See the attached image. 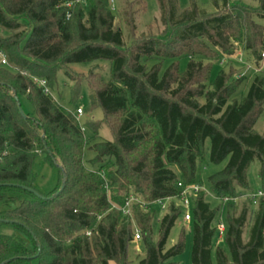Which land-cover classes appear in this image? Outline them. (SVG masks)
<instances>
[{
  "label": "trees",
  "instance_id": "16d2710c",
  "mask_svg": "<svg viewBox=\"0 0 264 264\" xmlns=\"http://www.w3.org/2000/svg\"><path fill=\"white\" fill-rule=\"evenodd\" d=\"M111 1L128 8L120 11ZM129 2L0 0V51L8 62L0 63V264H169L185 250L184 231L170 248L168 239L184 214L183 190L199 184L207 140L209 162H226L208 178L211 195L226 204V229L219 242L214 222L220 210L200 189L192 200L190 264H264V198L254 203L246 192L254 162L264 191V135L254 130L264 110V71L242 100L234 95L246 77L222 70L211 81L214 63L231 60L238 47L249 55L248 63L260 66L264 0L257 8L213 0L214 14L194 1L180 11L177 0H157L165 27L161 37L151 35L152 24L138 34L136 16L146 7L133 11ZM119 14L129 44L115 25ZM183 58L188 64L182 72ZM167 60L171 64L161 75ZM95 61L111 64L109 81L95 70L84 76L69 69ZM59 72L74 83V100L80 83L87 82L90 109L103 111L113 140L86 139L76 116L55 101ZM33 78L45 80L51 94ZM15 96L22 108V98L31 105L27 118ZM88 151L95 153L90 163L97 169L86 165ZM40 154L58 169V184L48 194L34 187ZM62 170L65 190L50 199L61 189ZM131 197L140 203H132L124 215L116 208ZM167 199L154 242L152 204ZM5 227L13 233H2ZM136 230L145 254L133 263L129 249Z\"/></svg>",
  "mask_w": 264,
  "mask_h": 264
},
{
  "label": "rangeland",
  "instance_id": "374dc122",
  "mask_svg": "<svg viewBox=\"0 0 264 264\" xmlns=\"http://www.w3.org/2000/svg\"><path fill=\"white\" fill-rule=\"evenodd\" d=\"M131 4H134L132 8L133 11L142 9L146 10L143 13H138L136 16V23L138 26V34L147 33L148 30L146 29L147 26L152 24L151 35L161 37L165 32V27L160 22V10L157 0H128ZM192 1L196 2L199 9L206 14H214L216 13V8L213 6V0H177V7L180 11L187 10L191 7ZM231 3H238L243 4L245 6H249L252 8H257L259 5L258 0H229ZM112 5L118 6L120 11L124 8H128L125 3H115L111 1ZM129 2V3H130ZM221 7V4H220ZM219 7V8H220ZM85 10L88 11V7H85ZM138 11V12H139ZM257 22H259L257 20ZM115 25L117 28H120L123 32V36L125 42L127 44L130 43V36L129 32L126 29L125 25L122 23V17L119 14L116 17ZM1 35V33H0ZM236 46H238L236 44ZM205 52V51H203ZM207 55L209 54V50L205 52ZM248 54L242 50V47H238L237 52L235 55L231 57V60H224V58L214 63L212 71H211V81H214L217 77L218 73L222 70L232 72L233 78L236 79H243L246 77L245 82L240 86L237 93L234 95V98L237 100H242L248 93L250 85L252 84L254 77L257 73L264 71V58L260 63V66L257 67L254 64L248 63ZM170 61L162 62V69L161 75L163 72L170 66ZM188 64V59L183 58L179 60L180 71H185ZM154 65L153 62L149 64V66ZM69 69L77 74H82L84 76L88 75L91 70H95V72L100 73L102 79L104 81H109L110 79V70L111 64L106 61H95L91 63H81V64H73L69 66ZM74 83L70 81L63 72H59L57 74L56 82L54 84L52 90V96L56 102L60 106H62L65 110L73 113L77 121L79 122L80 126L83 129L84 136L86 139H91L97 135L99 139H104L105 141L113 140V134L111 130L103 124L104 114L101 109H90L89 104V96L90 90L86 81H82L78 86L77 99H73L74 97ZM23 111L26 113L32 112V107L26 100V98L21 99ZM81 109L83 114L81 116L76 115V110ZM92 124H97L98 127L96 131L91 128ZM255 132L258 134L264 135V110L259 118L258 122L254 128ZM98 142V141H96ZM210 141L207 140L205 144V152H204V162L198 165L197 170V178L199 179L198 186L201 190L206 193V202L211 205L212 208H219L220 212L216 217L214 222V226L218 227L220 221H222L225 229H226V217H227V210L226 204H223L221 200L214 198L210 193V185L208 183V178L223 170L226 165V162L220 165H212L209 162L210 156ZM95 158V153L88 151L85 155V162L89 168L97 169V165L94 166L90 162ZM259 163L254 162L248 171V184L249 190L246 191L249 194H257L261 190L260 181L258 178L259 173ZM33 173L35 176V183L34 187L44 193L48 194L53 191L57 184H58V169L55 166H52L47 160L46 155L40 154L35 160L33 166ZM165 210H162L160 204L153 205L154 209L157 211V216L153 222V241L157 242L159 240V228H160V221L166 214V209L169 206V202H165ZM184 231L185 235V250L184 252L171 259L169 264H190V254H191V247H192V223L184 221V214L179 217L170 233L168 239V247L170 248L174 244L177 243L179 235ZM2 233L11 235L13 233L11 228H3ZM219 234V233H218ZM246 237V236H245ZM246 240V238H245ZM222 242V241H221ZM223 244V243H222ZM145 254L144 246L142 241L134 242L130 249H129V258L133 263H136L139 259L143 258ZM21 264H34L32 262H24ZM114 264V263H112Z\"/></svg>",
  "mask_w": 264,
  "mask_h": 264
},
{
  "label": "built area",
  "instance_id": "2783aa9c",
  "mask_svg": "<svg viewBox=\"0 0 264 264\" xmlns=\"http://www.w3.org/2000/svg\"><path fill=\"white\" fill-rule=\"evenodd\" d=\"M262 58H264V53L262 54ZM0 63L3 66L8 65L7 58L1 51H0ZM33 81L38 86L43 88L44 92L46 94H51L49 89L47 88V83L45 80L33 78ZM82 114H83L82 110L78 109L77 110V116H81ZM1 160H2V158L0 157V161ZM179 186H181V184H179ZM199 190H200L199 186H192V187L185 188L183 190V193H182L180 199H179V204L184 208V221L185 222H190L192 220V215H191L192 200H193V198L197 197ZM247 197L251 198L255 203L257 199L264 198V191L260 190L257 194H249V195H247ZM134 202L140 203L139 200L131 197L125 202V204L122 208H116V206H114V205H113V208L120 210L121 212H123L124 215H129L130 207H131L132 203H134ZM165 202H170V199H167L165 201H159V202H156L152 205L160 204L162 210H165V205H164ZM144 207H148V205H144ZM218 231H219V238H220L219 242H220L223 235H224V232H225V227L223 224H220L218 226ZM140 240H141L140 231L136 230L134 242H138Z\"/></svg>",
  "mask_w": 264,
  "mask_h": 264
},
{
  "label": "water",
  "instance_id": "95a60500",
  "mask_svg": "<svg viewBox=\"0 0 264 264\" xmlns=\"http://www.w3.org/2000/svg\"><path fill=\"white\" fill-rule=\"evenodd\" d=\"M15 99H16V101L18 102V108H19V112H20V114H21L24 118H27V116L25 115V113H24V111H23V109H22V107H21V104L19 103V99H18V97L15 96ZM62 172H63L64 181H63V183H62L61 189H60V190H59L54 196H52L50 199H53V198H55V197L60 196V195L63 193V191L65 190V187H66V175H65V172H64L63 170H62ZM22 189L25 190V191H28V192H30V193H32V194H34L37 198H40V199H43V200L46 199L45 197L41 196L38 192H36V191L33 190V189H29V188H27V187H22ZM5 223H10V222H5ZM40 252H41V248L39 247L38 255H37L35 258H37V257L40 255ZM35 258H34V259H35ZM11 261H12V260H9L7 263H10Z\"/></svg>",
  "mask_w": 264,
  "mask_h": 264
}]
</instances>
